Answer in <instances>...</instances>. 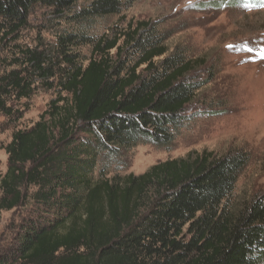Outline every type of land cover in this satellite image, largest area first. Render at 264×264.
I'll return each mask as SVG.
<instances>
[{
  "label": "trees",
  "instance_id": "1",
  "mask_svg": "<svg viewBox=\"0 0 264 264\" xmlns=\"http://www.w3.org/2000/svg\"><path fill=\"white\" fill-rule=\"evenodd\" d=\"M76 3L0 0L4 38L26 28L36 8L74 25L51 43L17 47L15 68L0 75L7 116V101L29 98L39 84L57 93L3 148L0 212L28 210L0 264H264V196L231 201L250 162L244 150L189 152L140 175L107 176L122 151L173 143L207 61L168 55L167 38L147 22L97 38L95 22L119 15L122 1Z\"/></svg>",
  "mask_w": 264,
  "mask_h": 264
},
{
  "label": "rangeland",
  "instance_id": "2",
  "mask_svg": "<svg viewBox=\"0 0 264 264\" xmlns=\"http://www.w3.org/2000/svg\"><path fill=\"white\" fill-rule=\"evenodd\" d=\"M92 0H77L74 10ZM119 15L98 19L90 34L115 35L128 22H147L167 39L168 55L182 51L188 58L207 61L199 81L201 89L185 107L183 123L168 147L138 144L120 153L107 170L114 174L140 175L151 166L186 156L189 152L212 151L217 155L244 150L250 162L240 175L232 203L264 196V0H121ZM221 3L204 7L208 3ZM257 2L255 4H258ZM206 6V5H205ZM74 25L49 10L32 11L26 28L11 39L0 33V75L15 68L12 59L20 48L48 44ZM86 57L91 48L82 49ZM54 89L39 84L29 98L7 101L13 115L0 112V173L8 166L3 149L14 132L27 130L57 97ZM28 207L0 212V258L14 244ZM12 264V263H10Z\"/></svg>",
  "mask_w": 264,
  "mask_h": 264
},
{
  "label": "snow or ice",
  "instance_id": "3",
  "mask_svg": "<svg viewBox=\"0 0 264 264\" xmlns=\"http://www.w3.org/2000/svg\"><path fill=\"white\" fill-rule=\"evenodd\" d=\"M261 59H264V53L261 54Z\"/></svg>",
  "mask_w": 264,
  "mask_h": 264
}]
</instances>
